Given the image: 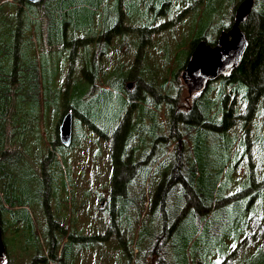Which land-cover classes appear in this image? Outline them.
Segmentation results:
<instances>
[{
    "label": "rangeland",
    "instance_id": "1",
    "mask_svg": "<svg viewBox=\"0 0 264 264\" xmlns=\"http://www.w3.org/2000/svg\"><path fill=\"white\" fill-rule=\"evenodd\" d=\"M10 1L15 2V0H7L6 2ZM161 1L41 0L35 4V15L28 13V16H25L27 20L25 24L29 25V30L26 29L23 35V41L26 45H21L22 50L18 51L19 58L26 59V61L33 58L37 59L41 56L38 53L40 50L51 58V62L49 61L46 67V73L51 78L49 93L51 96L54 95L55 103L54 106H50L46 110H34L29 120L26 118L27 114L18 110L19 119L21 118L27 127V130L23 131L20 137L29 153L37 155L49 143L55 142L56 139L58 141V138H55L56 122L64 113L65 104L66 106L71 105V102L67 103L68 101H75L76 105L72 108L70 144L65 146L66 148L62 153L55 154V157L58 156L60 168L53 164L46 171V180L38 182L41 186V195L43 188L50 184L54 199L49 196L45 197V205H41V209L37 202L39 185L36 187L34 180V175L38 178L39 169L28 157L29 167L18 165L11 170L3 168L2 181L0 182V200L4 208L0 211V228L7 251V263L5 261V264H32L35 255L38 256L35 264H66V238H64V234L59 238L60 243L55 258L46 259L47 247L42 229L48 232L51 220L48 225L45 213L50 214V219H54L53 214L59 213L63 220L62 225L64 227L62 229H66L67 232L76 229L83 235L97 233V230H91L89 226L95 229L104 220L106 221L109 215L107 212L101 214L98 211L99 202L109 194L111 178L116 177L118 179L123 173L133 176L127 187L131 186L133 181H137L143 190L144 208L142 214L135 218L136 221L145 223L148 221V212L152 214L153 211H156L157 204L151 206L149 211L148 201L151 202L157 198L159 186L165 180L170 182L174 178L175 184L171 188L175 189V194L172 192L174 194L172 196L177 197L176 202L172 196H169L168 205L171 204L172 207L176 206L181 210L185 208V198H181L179 195L181 188H183L181 179L186 180L185 173L174 172L172 177L173 173L171 172L172 169L175 171V168L179 169L184 166L185 163L182 159L188 152L185 148V141L182 140L183 127L180 121L182 118L184 119L183 111L191 108L194 101H204L202 96L213 101L216 98V89L217 86L219 88L220 81L209 82L206 86L208 88L202 96H196L193 92L188 94L180 79L181 71L179 69L190 52L189 37L192 35L194 27H197V32H204L206 27L204 23L206 24L208 19H212V23H215L218 17L222 16L223 19L225 18L224 22L227 21L231 14L232 4L240 0H163L161 4H164L163 6L160 5ZM7 6L2 5L1 14L9 12ZM50 7L52 12H54L53 9L56 10V14L53 13L54 19L58 16L57 12L59 11L60 17L59 20L55 21V26L58 30L64 25L61 30L62 36L66 40L67 34L68 41H70L66 45V50L63 46L64 43L57 42L56 44L55 39L51 41V45L47 44L49 41L46 40L44 29L47 20L46 14ZM31 8L33 5H30L28 9ZM24 9L23 5H19L20 12ZM90 10L93 13L92 30L84 27L75 36L71 34V23L78 26L88 24L87 14L90 13ZM195 19L198 21L197 26ZM101 22L106 23L107 26L104 27L107 30L108 26L112 27L110 30H113V33L108 39V43H104V40L101 39L103 43L97 44L96 48L91 45L93 42H88L89 37L96 35ZM107 30L104 32L105 34ZM214 31L215 29L208 30L209 38L217 34ZM38 35L41 41L38 40L35 43ZM82 38L88 44H79L78 41ZM73 42L75 43L73 44ZM95 49L100 51L95 64L99 66L97 70L99 74L92 83H83V89L74 92L72 87L80 79L78 77L71 78L74 75L73 72L68 77L69 70L74 65L77 66L75 74L82 77L79 66L81 63L79 62L84 60L82 57L91 60L92 52ZM65 51L66 58L64 59L63 53ZM84 52L86 56H83ZM60 54H62L63 60H60ZM55 58L59 59L57 65ZM85 70L88 69L85 68ZM174 72L176 73L173 75ZM84 75L88 76L86 73ZM126 82L132 84V87L126 88ZM119 83L127 93L125 94L126 105L120 104L122 96L118 93L117 86ZM58 88L61 90V94H66V96L60 97L59 94L57 96ZM225 92L227 94L228 88ZM159 97L174 98L176 104H170L175 107L178 106L182 110L179 113L180 120H177L176 123L175 119L173 122V127L174 129L177 127L180 137L181 149L178 156L180 159L177 157V152L174 156L175 148H178V142L174 140L176 134L172 138L169 135L165 147L162 149L163 140L161 138L166 137L170 131V117L168 112L166 115L164 114L165 112L161 107V105H165V99L161 98V102H155V99ZM198 97L200 98L198 99ZM239 97L240 94H228L224 101L226 107L231 103L236 110L245 111V102L238 101ZM214 104L215 101L211 106L204 107L202 111L206 117L205 122L210 125H217L212 121V118L209 120L208 115L210 107ZM263 106L264 104H257L255 112L250 118L251 126L248 125L245 128V133L241 131L242 128L235 125L237 120H233L232 123L234 124L231 123L228 126L229 130L225 129L228 130L226 131L227 136L222 133L224 134L222 139H219L213 132L208 133V142L205 140L207 144L205 143L206 147L204 155L201 156L202 160L199 159L198 164V158L194 161V166L201 171L199 176L204 182L201 183V186L193 189L196 191V188H200L206 194L205 196L202 193L203 203H201L200 200L196 201V198L199 199L200 196L193 192L195 204L198 205L199 209H207L208 213L211 212L210 221H206L205 224L208 227L211 225V235L205 246H200L204 249L202 257L204 259L209 258L207 259L209 264H228L226 259L228 255L226 254L229 252L226 249L231 250V243L237 242L236 239L241 232L240 214L249 203L248 193H246L247 183L252 185L263 181ZM170 108L172 109V107ZM124 115H127V118L122 121ZM7 125L8 115L5 118L4 127ZM219 126L222 128L221 124ZM4 130L3 139L6 140L7 131L5 128ZM235 132L238 134L242 132L241 141H246V148L247 151L249 150L250 157L247 159L242 146L241 154L239 152L235 154L236 157L232 165L231 159L225 157L234 143L232 136ZM200 140L204 141L202 138ZM218 141L222 145H218ZM155 142L156 144H154ZM215 142L218 143L215 144ZM55 146L57 144L51 145L50 149L53 150ZM18 148L19 144L16 147V152ZM55 148L58 149V147ZM150 149L152 154L148 159L156 158V161L151 165L150 173L133 172L132 165H139V158L146 157ZM123 150L129 153V161H127L128 156L124 155ZM120 155L122 164H115L114 161L120 160ZM231 157L234 156L231 154ZM240 157L241 159L238 161L237 158ZM124 165L129 166L128 172L121 171ZM137 167L135 166V169ZM220 167H223V170L221 174H218L215 170ZM14 179H17L21 188L11 192L9 188ZM210 187L214 188L212 193L207 192ZM12 194L16 198V203L13 205L9 202ZM63 199H65L64 204L57 207L56 201L59 203ZM190 199H192L191 196ZM183 200L184 202H182ZM8 204L11 208H8ZM254 207L256 208L255 205ZM184 210H187V207ZM132 211L133 207L130 210L131 215ZM39 212H41L42 219L37 215ZM222 212L233 213L232 219H215V216ZM8 215L13 216L12 221ZM21 216L25 217L21 218ZM191 217V215H186L180 222V226L187 227L186 229L190 233L194 232L193 225L189 221ZM257 219L258 215L253 214L250 218V224L258 222ZM6 220L7 225H3ZM14 220L15 222H13ZM138 229L141 232L137 234L135 231L134 237L139 236L141 241L143 234L151 229V225L146 223L143 228L138 225ZM10 233L13 234L10 235ZM184 233L188 234L187 231ZM199 233L206 234L207 231L202 229L199 230ZM75 234L78 235V233ZM104 235L103 232L98 234L97 237H101L99 242L80 241L73 238L67 245V250L70 248V254H74L73 263L90 264L94 260V263L98 264V260H102L105 264H118L113 251V243L115 242L104 240ZM38 242L41 244V249L35 251L33 248L38 245ZM22 248L28 249L23 251ZM193 251L198 253V249H193ZM255 251L240 249L233 253V259L230 260L229 264H249L247 260L257 254ZM132 252L137 253L138 250L133 249ZM119 261L122 264V261Z\"/></svg>",
    "mask_w": 264,
    "mask_h": 264
},
{
    "label": "trees",
    "instance_id": "2",
    "mask_svg": "<svg viewBox=\"0 0 264 264\" xmlns=\"http://www.w3.org/2000/svg\"><path fill=\"white\" fill-rule=\"evenodd\" d=\"M6 1L7 0H0V10L2 9L3 4L8 5L7 7L9 9V12H5L4 14H1L0 12V182L2 181L3 168L11 170L13 168H16V166L18 165L29 167L27 159L28 157L29 160L35 163L39 169L38 178H36L33 174L37 187V185H39L38 182L46 180L47 169L51 168L53 164H56L59 167L58 156L55 157V154L60 152L62 153L66 147L58 142L59 139L58 141L56 139L55 142L52 141L51 143H49L46 148L42 150V152L34 155L29 153L27 147L21 140L20 135L23 134V131L27 130V127L22 122V119H19L20 116L18 115V110L23 111L25 114H27L26 118L29 120L31 113L34 110L37 111V109H40V111H43L50 106H54L55 104L53 99L54 95L51 96L49 93L51 78L46 73V67L49 64V61L51 62V58L41 50L38 51L41 56L37 59L33 58L30 61H26V59L19 58L18 51L22 50L21 45H26L23 41V35L25 33V30L28 29L29 26L25 24L27 21L25 16H28V13L35 15L34 10L36 3H30L26 0H15L14 3L12 1ZM234 3L231 6V14L229 13L230 16L227 21L224 22L225 18L223 19L222 16H219L215 23H212V19H208L206 24L204 23V25H206V27L204 28V32H197V27H194L191 33L192 35H190L189 37V50L192 49L193 44L197 42V40H204L209 44L214 41L215 36H213L212 38L208 37V30L210 31L215 29L214 32L217 33L219 30L229 28L232 20L233 10L238 2L235 4ZM19 5L24 6V11H19ZM30 5H33V8L28 9ZM53 11L54 12H52L50 7L49 12L46 14L47 20L45 23L44 31H46V40L49 41L47 44L51 45V41H53V39L56 40V44L57 42L66 43V40L62 36L63 33L61 32L64 25L59 27L58 30L55 26V21L59 20L60 17L59 11L57 12L58 16H56L55 19L53 13L56 14V10L53 9ZM43 12H45L44 9ZM92 16L93 13L90 10V13L87 14L89 22L86 26L85 24L78 26L71 23L70 33L76 35V33H79V30L81 32L82 28L84 27L91 28L92 30ZM195 24L196 26L198 24V21L196 19ZM240 28L244 32L247 39V47L245 49L243 58L240 64L232 71L231 75L228 78L214 80V82L220 81V85L219 88L217 86L216 98L213 99V101H215V104L210 107L208 115L209 120L210 118H212V121L217 125L207 124L205 122L206 117L202 113L204 107L211 106L213 104L212 100L205 99L202 96L208 87H206L205 90L201 93L204 101L196 100L194 101L191 108H187L186 111H183L184 119L182 118L181 121L183 127L182 140L185 141V148L186 150H188V152L185 156H183L184 158L182 159L185 163L184 166L179 169L175 168V171L180 174L185 173L184 176L186 180L184 181L183 179H181L183 188H181V192L179 193V195L181 198H185V208L187 207V210H184L185 208L181 210L176 206H174V208L171 204L168 205L167 203V199L169 198V196H172L175 191L174 188H171L175 184L173 178L170 180V182H167L165 180L164 183L159 186V192H157L156 194L157 198L151 200V202L150 200L148 201L149 211L151 210V206L157 204L155 207L156 211H153L152 214L148 212V221L145 223H143V221H136L135 218L142 214V209L144 208L142 196L143 190L142 187H140V183H138L137 181H133L131 183V186L127 187V185L131 182L133 176L123 173V176H119L118 179H116V177L111 178L110 192L107 197L104 198L105 205L103 207L99 206L97 208L98 211L101 212V214H105L106 212L109 214L107 220H104L102 223H100L98 225L99 228L98 226H96L95 229H92L89 226L91 230H97V233L83 235L79 230L76 229L67 232L66 229H62V227H64L62 225L63 220L62 216L59 213L54 212V219H50V214L45 213L48 225L51 220V225L48 228V232H45V229H42V233L45 238L44 242L47 247L46 259L51 260L55 258L60 243L59 238L64 234V238H66V264H74V254H70V248L69 250H67L68 243H70L73 238H77L76 240L80 241L99 242V239H101V237L99 238L97 236L98 234L103 232L105 233L104 240L115 242L113 243V251L118 260V264H121L119 260L122 261V264H209V262L207 261V259L209 258L204 259L202 257L204 254V249L200 246H205V243L208 242L209 236L211 235V225L209 227L205 226V224L207 223L206 221H210L211 212L208 213L206 211L207 209H199L198 205L195 204L193 192H196L200 196L199 199L196 198V201L200 200L201 203H203V199L201 197L202 193L205 196L206 194H204V192L200 188H196V191L193 189L194 187H198L199 185L201 186V183L204 182L202 177L199 176L201 171L194 166V161H196V159L198 158V164L199 159L202 160L201 156L204 155V149L206 147L205 140L208 142V133L213 132V134L215 133L219 139H222L224 134L225 136H227L226 131L229 130L228 126L232 123L233 120H237V123L235 125H237L239 128H242L241 131L245 133V128L248 125L251 126V123H249L250 118L254 114L257 104H264V0L253 1L249 16L245 21L240 23ZM38 40L41 41L39 35L35 39V43ZM74 43L75 42H73V44ZM78 43L81 45H86V41L83 38L80 39ZM63 46L66 50V44H64ZM83 56H86L85 52L83 53ZM63 57L64 59L66 58V51L63 53ZM59 58L60 60H63L62 54H60ZM82 58L84 60L79 62L81 63V65L79 66L83 68V74H81L82 77L75 74L77 66L74 65L73 68L69 70L68 77H70L73 72L74 75L71 78L78 77L80 79L78 81L79 83L75 82L72 87V90L74 92L83 89V83L90 84L89 80H91L92 77L87 79V77L84 75L87 72L85 68L88 69V71L90 69L91 74H95L94 70H92V68L90 67V58ZM55 59L57 65V60L59 61V59ZM82 63H85V65H83ZM184 64L185 61L181 63L179 71L182 70ZM175 73L176 72H174L173 75ZM120 85L121 84L119 83V86H117L118 93L120 94V96H122L120 104L126 105V92ZM227 88L228 92L227 94H225V90ZM230 93H234L235 95L240 94L238 101L245 102V111L240 112L241 110H236V108L233 106V104L231 105V103L226 107L224 101L227 95ZM58 94L60 97L66 96V94H61V90H59V88L56 95L58 96ZM200 97H198V99ZM162 98L165 99V104L166 106H168L167 108L169 113H171L169 120H175L174 108H178V106L175 107L170 103L176 104V101H174V98ZM158 101L159 100H157L156 102ZM69 102H71V105L66 106L65 104V111L66 107H71L72 109L76 105L75 101H68L67 103ZM78 102H80V100H78ZM170 107H172V109ZM262 112H264V109ZM7 115L8 125L4 127L5 118ZM58 122L59 121L56 122L57 125ZM220 124L222 125V128H219ZM233 124L234 123H232V125ZM171 126L174 131L173 124ZM4 128L7 131L6 140L3 139L5 133ZM55 130V138H57V128ZM242 136V132L240 134H238V132H235L232 136V140L234 141V143L232 142L233 145L229 149V152L225 157L227 159H231L232 165L234 158L236 157L235 154H238V152L241 154L242 146L247 159H249L250 157L248 153L249 150L247 151L246 148V141H241ZM201 138L204 139V141H201ZM218 142H215V144L218 143V145H222L220 141ZM18 144L19 148L16 152V147L18 146ZM55 144H57V146L55 147H58V149L56 150V148L54 147L53 150H51L50 146ZM262 148H264V145L262 146ZM123 152L125 153L124 155L128 156L127 161H129V153H127V151L125 152L124 150ZM231 154L234 157H231ZM155 159V157H152L148 161L149 164H146L144 170L142 169L141 172H147L148 170H150L151 165ZM240 159L241 157L239 159L237 158L238 161ZM121 160L122 158L120 155V160L114 161V163H121ZM121 169V171L125 170L126 172H128L129 166L124 165V167ZM222 170L223 167H220L215 171L216 173L221 174ZM173 176L174 173L172 174V177ZM134 179L136 178L134 177ZM11 184L12 185L9 188V191L11 192H14L21 188V185L19 184L17 179L12 180ZM247 185L248 189L246 193H248L247 195L249 198V203L247 205V208L244 209L242 214H240L241 232L236 239L237 242L234 241L233 243H231V250L226 249L229 252L226 254L228 255V257L226 258L228 264L230 260L233 259V253L239 251L240 249H245L246 251L256 250L255 252L257 254L253 258L250 257L247 260L249 264H264V178L260 183L252 185L251 183H247ZM40 188L41 186L39 185L37 202L41 207V205H45V197L49 196L52 199L54 198L52 197L50 184H47L43 188V197H41L42 195L40 192ZM213 189L214 188L210 187L207 192L212 193ZM190 196L192 197V199H190ZM173 199H175L177 202V197H173ZM171 201L174 202V200ZM9 202L11 205L16 203V198L13 194L9 198ZM64 202L65 199H63L59 203L56 201L57 207L60 205L62 206ZM182 202H184V200ZM254 205L256 206V208L254 207ZM132 207L133 211L131 215L130 210ZM2 208L4 207L2 206V202L0 200V211L2 210ZM8 208H11L9 204ZM172 208L174 209L172 210ZM240 211H242V209H240ZM255 213L258 215V222H252V224H254L252 225L250 224V218ZM37 215L41 217V212H39ZM186 215L192 216L191 219H189L194 228V232L192 233H190L186 229L187 227L184 228V226H180V222ZM8 216L12 221L13 216ZM24 217L25 216H21V218ZM232 217L233 213L226 214L222 212L215 216V219L220 220L223 218L225 220H231ZM13 222H15V220ZM6 223L7 220L5 221V224L3 223V225H7ZM146 223H149L151 225V229L146 234H143V237L140 241L139 236L134 237V234L135 231H137V234L141 232L138 229V225L143 228ZM55 227L57 228L55 229ZM202 229L207 231V233H199V230ZM185 231H187L188 234H185ZM75 233H78V235H76ZM11 234L13 233H10V235ZM27 249L22 248L23 251H26ZM37 249H41V244L39 242L38 245L34 246L33 248V250L35 251H37ZM133 249H137L138 252L133 253ZM193 249H198V253L196 254ZM96 257L97 255L95 256V258ZM37 258L38 256H33V260L31 263L35 264ZM90 264H95L94 260ZM98 264L105 263L102 260H98Z\"/></svg>",
    "mask_w": 264,
    "mask_h": 264
},
{
    "label": "water",
    "instance_id": "3",
    "mask_svg": "<svg viewBox=\"0 0 264 264\" xmlns=\"http://www.w3.org/2000/svg\"><path fill=\"white\" fill-rule=\"evenodd\" d=\"M31 3L39 0H27ZM254 0H240L233 10L232 22L228 29L220 30L213 45L199 40L193 46L186 62L180 72V79L184 84L187 93L199 92L205 89L208 82L218 77L229 76L240 64L247 39L240 28V23L245 21L250 13ZM131 84L126 83V88ZM71 113L61 114L57 126L59 142L66 146L71 139ZM104 200L99 202L103 206ZM5 247L0 232V261L5 259Z\"/></svg>",
    "mask_w": 264,
    "mask_h": 264
},
{
    "label": "flooded vegetation",
    "instance_id": "4",
    "mask_svg": "<svg viewBox=\"0 0 264 264\" xmlns=\"http://www.w3.org/2000/svg\"><path fill=\"white\" fill-rule=\"evenodd\" d=\"M158 1H161V0H158ZM163 3V0L160 2V5ZM166 4V3H165ZM164 5V4H163ZM163 5H161V6H163ZM118 12V11H117ZM231 22H232V20H231ZM66 23H68L67 21H66ZM104 26H107L106 25V23H103V22H101V25H100V27H99V29L96 31V35L95 36H93V37H89L90 38V42H88V43H91V42H93V44H91V45H94L96 48H97V44H101V43H103V42H101V39H103L104 40V43H108V39H110V36H111V34L113 33V30H110L112 27H110V26H108V30L104 27ZM230 26V25H229ZM107 30V33L105 34L104 32ZM220 31V30H219ZM218 33V32H217ZM217 35V34H216ZM216 35H215V37H214V41L213 42H211V44L210 45H213L214 44V42H215V38H216ZM75 36V35H74ZM71 38H73L72 36H71ZM199 40H197V42H198ZM70 41H68V37H67V34H66V43H64V44H68ZM77 42V41H76ZM87 43V41H86V44H88ZM207 43V42H206ZM196 44V42L193 44V46ZM193 46H192V48H193ZM192 50V49H191ZM191 50H190V52H191ZM97 51V52H96ZM189 52V53H190ZM99 53H100V51H98V50H94V52H92V55H93V57H92V59L90 60L89 59V62L91 61V64H90V67L92 68V70H94V72L96 73V74H91V70L89 69V71L87 70V72H86V75H88L87 76V79H89L90 77H92V79L91 80H89L90 81V83L91 82H93L94 81V79L98 76V74H99V71L97 72V70L99 69V66L98 65H95L96 64V60L99 58ZM189 55V54H188ZM188 57V56H187ZM187 59V58H186ZM186 62V61H185ZM83 65H85V63H82ZM82 67H80V74H83V71H82ZM231 75V74H230ZM229 75V76H230ZM229 76H226V77H218L217 79H215V80H220V79H226V78H228ZM130 82V81H129ZM127 83V82H126ZM132 85V84H131ZM130 85V86H131ZM130 86L128 87V88H130ZM125 87H126V84H125ZM132 87V86H131ZM205 90V89H204ZM204 90H202V91H199V92H193V94L194 95H196V96H198V95H201V93L204 91ZM129 92H130V90H128ZM127 94V93H126ZM161 98L162 97H159L157 100H159V102H161ZM155 99V98H154ZM155 99V102L157 101ZM132 100V99H131ZM164 103H165V101H164ZM159 105H161V104H159ZM161 107H162V109L164 110V114L166 115V112H168L169 113V111H168V106H166V104L165 105H161ZM66 112H70L71 113V117H73V112H72V109H71V107H67L66 108V111L64 112V113H66ZM181 112V110L179 109V108H175V111H174V113H175V119H176V123H177V120L179 121L180 119H179V113ZM126 113H127V111H126ZM169 117H170V113H169ZM127 118V115H124L123 116V119H122V121H124L125 119ZM172 118V117H171ZM59 119H60V117H59ZM59 121V120H58ZM173 122H174V120H170V126H169V129H170V131H169V133H168V135H166V137L164 136V137H162L161 139L163 140L162 141V144H163V146H162V149L165 147V144H166V141L168 140V137H169V135H171V138L176 134V138H175V136H174V140L175 141H177L178 143H177V146H178V148L176 147L175 148V151H174V156H175V153L177 152L178 153V155H177V157L179 156V152H180V149H181V145H180V137L178 136L179 135V133H178V130H177V127H176V129H174V131H173V128H172V124H173ZM180 123H181V121H180ZM117 126V125H116ZM113 128H115V127H113ZM171 132V133H170ZM57 138H58V135H57ZM157 142V141H156ZM156 142L154 143V144H156ZM152 149H153V147H152ZM166 149V148H165ZM173 150V149H172ZM152 154V150L150 149V152L147 154V156L146 157H142V158H139V165H132L133 166V172H136V171H141L142 169H143V166L149 161V157H150V155ZM154 156V155H153ZM179 159H180V157H178ZM174 159V158H173ZM154 161H156V159L154 160ZM135 166H138L136 169H135ZM141 168V169H140ZM150 171H151V168H150V170H148L147 171V173L149 174L150 173ZM172 173H177L176 171H174V169H172V171H171ZM170 172V173H171ZM0 230H1V228H0ZM1 239H2V241H3V238H2V233H1ZM3 243H4V241H3ZM4 245H5V243H4ZM6 263H7V256H6ZM5 264V263H4Z\"/></svg>",
    "mask_w": 264,
    "mask_h": 264
},
{
    "label": "bare ground",
    "instance_id": "5",
    "mask_svg": "<svg viewBox=\"0 0 264 264\" xmlns=\"http://www.w3.org/2000/svg\"><path fill=\"white\" fill-rule=\"evenodd\" d=\"M184 125V124H183Z\"/></svg>",
    "mask_w": 264,
    "mask_h": 264
}]
</instances>
